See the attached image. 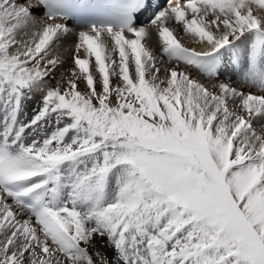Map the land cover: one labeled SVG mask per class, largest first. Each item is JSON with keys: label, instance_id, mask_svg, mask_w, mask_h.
<instances>
[{"label": "snow or ice", "instance_id": "1", "mask_svg": "<svg viewBox=\"0 0 264 264\" xmlns=\"http://www.w3.org/2000/svg\"><path fill=\"white\" fill-rule=\"evenodd\" d=\"M0 117V264H264V0H0Z\"/></svg>", "mask_w": 264, "mask_h": 264}, {"label": "rangeland", "instance_id": "2", "mask_svg": "<svg viewBox=\"0 0 264 264\" xmlns=\"http://www.w3.org/2000/svg\"><path fill=\"white\" fill-rule=\"evenodd\" d=\"M165 6V5H164ZM176 26V27H175ZM170 27L172 28H176V30H178L179 28V32H182V29L179 25H176L175 23H173V25H171ZM255 56V55H253ZM253 58V57H252ZM246 60V61H245ZM243 61V62H242ZM245 61V62H244ZM243 64V65H242ZM233 65V67L231 66ZM229 66V69L225 72H221L220 73V78L221 79H225L228 78L230 79L233 84H236V81L242 79V76L245 74V70H247L248 66H249V62L247 60V58L244 55H238L237 58L235 57L232 61V64ZM240 67H239V66ZM243 69V70H242ZM234 70V71H233ZM232 72V73H231ZM240 72V73H239ZM236 73V74H235ZM234 74V75H233ZM205 76H200L198 77L202 82H207V80L205 81L204 78ZM207 79V77H206ZM252 91H255V89H252ZM264 123V122H261ZM255 127L259 128L260 127V123L255 124Z\"/></svg>", "mask_w": 264, "mask_h": 264}, {"label": "bare ground", "instance_id": "3", "mask_svg": "<svg viewBox=\"0 0 264 264\" xmlns=\"http://www.w3.org/2000/svg\"><path fill=\"white\" fill-rule=\"evenodd\" d=\"M32 12H33V15L34 16H36L38 19L39 18H42L43 17V15H42V10H41V8L40 7H36V8H33L32 9ZM57 22H61V23H65V22H62V21H57ZM65 24H67L69 27H70V29H71V31L73 32V33H78L79 31H82V30H86L85 28H77V27H74V26H71V25H69L68 23H65ZM173 25V24H172ZM171 26V25H170ZM176 27V26H175ZM173 29H175V34L176 35H184V33L183 32H179L180 30V28L178 29V30H176V28H173ZM156 39H157V37L155 36V34H154V36H153V47H156ZM75 40V36L74 35H71V36H69L68 37V40H67V43H72L73 41ZM186 46H188V45H186ZM193 47H197V50H201L198 46H196V45H192ZM237 58V57H236ZM65 59H67V56L65 55ZM246 61V60H245ZM244 61V62H245ZM243 62V61H242ZM243 65V64H242ZM232 67H233V65H231ZM239 66V65H238ZM240 67V66H239ZM243 70V69H242ZM234 71V70H233ZM246 71V70H245ZM232 73V72H231ZM240 73V72H239ZM236 74V73H235ZM234 75V74H233ZM202 79H204L205 81L207 80L206 79V77H204V78H202ZM237 82V81H236ZM35 107V105L33 104V103H27L26 105H25V112H24V114L22 115V117H21V119H27V117L28 116H30L31 114H32V111H33V108ZM0 118H2V117H0Z\"/></svg>", "mask_w": 264, "mask_h": 264}]
</instances>
